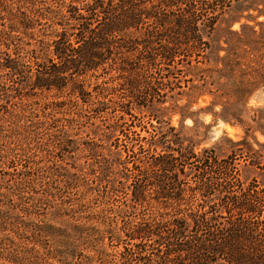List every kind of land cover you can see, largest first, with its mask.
<instances>
[{
	"label": "trees",
	"instance_id": "1",
	"mask_svg": "<svg viewBox=\"0 0 264 264\" xmlns=\"http://www.w3.org/2000/svg\"><path fill=\"white\" fill-rule=\"evenodd\" d=\"M30 1L34 6L45 2ZM61 1L58 12L48 7L29 11V30L37 10L59 15L58 27L48 39L29 46V64L22 63L8 47L0 51V71L4 76V82H0V138H10L4 129L6 121L10 123V135L26 132L20 122L24 114L11 109L19 97H43L41 109L48 114L49 110L79 104L106 109V101L93 97V84L113 70L122 80L120 85L133 87L131 103L118 109V118L109 123L106 131L91 128L87 143H76L71 135L74 130L64 127L56 149L85 155L87 167L81 162L73 167L75 171L65 172L70 177L80 171L84 179L91 178L95 183L88 185L87 191L104 187L108 198L124 194L131 208L142 204L158 207L152 219L138 220L123 235L117 234L130 245L124 246L122 256L138 264H264V183H230L238 173L233 159L219 157L212 148L197 152L198 143L183 137L171 125L169 113L175 109L164 106L168 90H175L168 84L177 72L194 74L198 80L185 85L187 91L177 93L188 96L191 102L206 93L231 102V98L240 97L243 88L252 90L260 82L264 69L237 80L231 56L216 57L214 61L209 58V38L225 12L226 0ZM242 6L264 16V0L245 1ZM0 37L12 40L11 30H5ZM157 61L161 63V76L134 75V71H144ZM203 63L205 67L200 65ZM228 73L231 77H226ZM163 82L167 86L160 93L157 89ZM155 95L163 99H149ZM228 101L225 103L230 104ZM133 110L156 120L150 137H141L131 128L124 131L123 121L128 117L133 122L137 116ZM182 110L183 119L188 111ZM34 114L39 116L38 112ZM119 132L125 138L120 140ZM131 133L143 143L127 144ZM245 139L234 143L242 144ZM147 151L149 155H144ZM10 164L8 160V169L12 168ZM194 170L199 172L197 182L186 187L179 175L187 176ZM20 172L23 180L29 171L24 167ZM187 191L194 192V200L183 199ZM12 196L10 190L0 189V200L5 201L0 208L2 231L21 219ZM74 212L60 199L46 221L34 222L42 241L51 244L52 258L61 264L80 254L77 235L95 228L79 218L73 219ZM7 238L14 242L13 236ZM8 260L11 262V257Z\"/></svg>",
	"mask_w": 264,
	"mask_h": 264
},
{
	"label": "rangeland",
	"instance_id": "2",
	"mask_svg": "<svg viewBox=\"0 0 264 264\" xmlns=\"http://www.w3.org/2000/svg\"><path fill=\"white\" fill-rule=\"evenodd\" d=\"M44 1L43 5L36 2L38 5L34 6L30 0H0V34L5 30H11L12 33V40L0 37V51L8 47L22 63L29 64V46L42 43L58 27L56 23L59 15L56 12L60 11L62 1ZM245 1L249 0H226L225 12L220 16L215 31L209 38L210 60L231 56L236 63L234 75L237 80L264 69L261 66L264 65V16L259 15L253 8H244L242 5ZM38 7H48L56 12L44 14L42 8L37 10L35 23L29 30V11ZM159 65L161 63L157 61L144 71H134V75L147 78L161 76ZM200 65L205 67L204 63ZM220 66L223 64L220 63ZM109 72L102 80L93 84V97L106 101L108 109H105L106 106L93 109L79 104L71 105L69 109L49 110L48 114L41 109L45 101L43 97H19L12 105L14 113L24 114L20 122L26 127V132L10 135V123L6 121L4 129L9 131L10 138H0V189L11 191L12 199L16 203L15 209L21 219L8 224L5 231L0 230V256L3 257L0 258V264H61L52 258L51 244L42 241L34 224L46 221L47 215L58 206L60 199L66 201L68 208L75 209L73 219H81L95 226L77 235L80 254L62 264H138L137 261H130L122 256L120 252L124 246L130 245L125 237L120 240L117 234L123 235L138 220L152 219L158 207L155 204H142L131 208L124 194L108 198L104 187L87 191L88 185L95 183L91 178L84 179L80 171L75 172L72 177H68L65 172L68 169L75 171L73 167L81 162L87 167L88 163L84 162L85 155L79 152L69 153L67 149L59 152L56 149L57 139L62 138L64 127L74 130L71 135L76 143H87L91 128L100 127L106 131L109 123L118 118V109L131 103L133 87L127 83L120 85L122 80L113 70ZM261 73L260 82L252 90L243 88L239 98L230 99L232 103L228 98L216 99L208 93L200 95L193 102L188 96L177 94L188 90L185 85L198 83L194 74L174 73L171 77L172 83L168 84L175 86L173 92L167 89L169 92L164 104L175 109V112L169 113L171 125L183 137H191L198 143L197 152L212 148L219 157L233 159L239 175L237 173V179L230 183H264V70ZM229 74L226 77H231ZM0 82H4L1 71ZM164 83H159L158 92H164L162 89L167 86ZM170 95L174 98H169ZM155 96L149 99H163L161 95ZM227 101L230 104L225 103ZM182 108L188 111L183 119ZM34 112H38L39 116L36 117ZM133 113L137 115L132 119L133 122L128 117L126 119L129 122L123 121L124 131L131 128L139 132L141 137H150L153 132L151 125H157L156 120L150 119L147 114H138L135 110ZM224 118L231 120L224 121ZM43 119L48 123H39ZM120 133L121 140L125 136ZM130 137L127 144L143 143L132 133ZM244 138L246 139L242 144L234 143ZM145 154L149 155V151ZM133 159L134 157L130 161ZM8 160L12 163L10 169ZM24 167L29 172L21 180L23 175L20 169ZM179 176L181 183L188 187L190 183L197 182L199 172L194 170L187 176ZM195 196L194 192L187 191L183 199L194 200ZM3 202L5 203L0 202V208L4 207ZM10 236L14 237L13 243L8 241L7 237ZM4 256H7L6 260Z\"/></svg>",
	"mask_w": 264,
	"mask_h": 264
}]
</instances>
